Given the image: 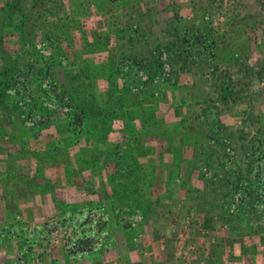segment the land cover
<instances>
[{"label": "rangeland", "instance_id": "rangeland-1", "mask_svg": "<svg viewBox=\"0 0 264 264\" xmlns=\"http://www.w3.org/2000/svg\"><path fill=\"white\" fill-rule=\"evenodd\" d=\"M7 1L0 264H264V0Z\"/></svg>", "mask_w": 264, "mask_h": 264}, {"label": "trees", "instance_id": "trees-1", "mask_svg": "<svg viewBox=\"0 0 264 264\" xmlns=\"http://www.w3.org/2000/svg\"><path fill=\"white\" fill-rule=\"evenodd\" d=\"M37 1H39V0H35V3ZM57 3H58V5L60 7H62V4L63 3L61 1H58ZM21 4H22V0H9V1H7V2H5L3 4V6L1 7V9L2 10L5 9L7 12H11L14 8H18V10H20ZM124 27L125 26H121L122 29H124ZM11 32H12V30H11ZM190 35L191 36H194L192 32H190ZM205 37H206V34L204 35V40L207 39ZM195 39H196V36H195ZM175 42H177V41H175ZM175 42H174L173 45H177V46L178 45H182V43L179 44V43H175ZM211 44H213V43H211ZM168 46H169V44H168ZM192 47H193L192 44H190L189 46H187V44H186V47H183V51H186L187 49L192 48ZM177 55H178V57H181V55H183V52L179 51V53ZM170 57H171V59L176 60V57H174V56H170ZM149 63H151L153 66L151 64H149ZM158 63H159L158 59H151L150 62L147 63V67L149 66L150 69H152L151 71H154V69L156 70V68L158 66ZM151 74H154V73H151ZM2 75L4 77L0 78V101L7 99L4 89L9 84L10 77H11V74L8 71H3V74ZM127 99H128V97L119 99L121 101L120 102V106H122V108L125 105V103L129 101ZM80 103H82V101H80V99H77L76 106L80 105ZM87 106H88V108L91 107V112H95V113L100 112L102 114V116H103V120H102L103 122L102 123H104V124H105V122H109L110 119H111V117H112V115H114L116 113V112L115 113L112 112L111 109H106V108H103V107L99 106L98 103H96V102H94V103L93 102H87ZM77 108L79 109L78 110L79 112H77L75 114L73 112L72 118H70V121H69V123L71 125L72 131L73 130H76L77 127L79 126L78 124H76L77 123V120H78V117H77L78 115L77 114H79L80 111L82 112V110L79 107H77ZM4 126L5 127H3V128H8L9 127V125L6 124V123L4 124ZM3 132H5V131L4 130H0V133H3ZM250 144L251 143H250V140H249V142L244 147V151H243V154H242V157H243L244 160L247 159L248 148H251V145ZM57 145H59V144H57ZM57 150L60 151V150H63V148L57 147ZM161 151H163V152L171 151V148H167L166 150H164V148H163V150H161ZM131 153H134V152H131ZM69 156H70V154H68V156H66L67 159H68ZM65 161H66V159H65ZM127 169H128V167H127ZM243 173L246 174V172H243ZM27 179H29V178H27ZM127 189L128 188H124V190H127ZM129 189H130V192H124V193H130V194H133L134 193L135 194L140 189V187L138 188V184H132V185H130V188ZM106 196L108 197L109 201H114L112 194L106 195ZM111 206H112V204H111Z\"/></svg>", "mask_w": 264, "mask_h": 264}, {"label": "built area", "instance_id": "built-area-1", "mask_svg": "<svg viewBox=\"0 0 264 264\" xmlns=\"http://www.w3.org/2000/svg\"><path fill=\"white\" fill-rule=\"evenodd\" d=\"M106 219V216L103 217V220ZM137 219V217L135 218H131V223L133 224L134 221ZM54 232H57V228L54 229ZM72 245H76L75 242H72ZM111 242L105 237L100 235L99 237H95V240H93L92 242H89L86 246H84L85 248H80L77 245L73 246V248H76V251L78 252H88V251H96L99 248H110L111 247Z\"/></svg>", "mask_w": 264, "mask_h": 264}, {"label": "crops", "instance_id": "crops-1", "mask_svg": "<svg viewBox=\"0 0 264 264\" xmlns=\"http://www.w3.org/2000/svg\"><path fill=\"white\" fill-rule=\"evenodd\" d=\"M29 202H31V200H29ZM49 203H53L54 204V202H53V200H51ZM26 204V203H25ZM49 205V204H48ZM48 205H46V203L44 204L43 202H41V201H39V202H35V203H29L28 205H26V206H34L35 208H38V210H40V209H45V208H53V207H51V206H48ZM33 214L34 215H36V214H39V213H36V212H33Z\"/></svg>", "mask_w": 264, "mask_h": 264}]
</instances>
